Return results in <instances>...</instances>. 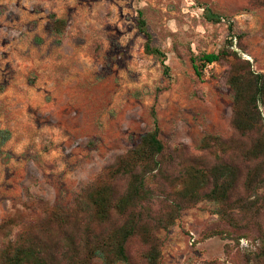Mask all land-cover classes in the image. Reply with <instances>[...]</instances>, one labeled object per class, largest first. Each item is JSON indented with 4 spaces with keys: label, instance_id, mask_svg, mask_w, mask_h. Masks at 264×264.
I'll list each match as a JSON object with an SVG mask.
<instances>
[{
    "label": "rangeland",
    "instance_id": "1",
    "mask_svg": "<svg viewBox=\"0 0 264 264\" xmlns=\"http://www.w3.org/2000/svg\"><path fill=\"white\" fill-rule=\"evenodd\" d=\"M205 6L225 18L208 21ZM139 10L169 74L145 52ZM228 19L242 35L233 48L264 72V0H0V248L48 209L74 208L155 120L170 147L198 157L206 134H233L229 65L199 77L191 61L225 44ZM217 207L200 201L159 232L161 264H264L263 240L209 236Z\"/></svg>",
    "mask_w": 264,
    "mask_h": 264
},
{
    "label": "trees",
    "instance_id": "2",
    "mask_svg": "<svg viewBox=\"0 0 264 264\" xmlns=\"http://www.w3.org/2000/svg\"><path fill=\"white\" fill-rule=\"evenodd\" d=\"M204 16L213 23L225 18L209 6ZM52 18V31L62 35L65 21L54 14ZM228 22L225 44L217 51L193 54L191 61L199 77L208 64L229 65L233 134H206L200 147L207 156L198 157L184 147H170L155 120L153 129L84 188L74 208L48 209L4 244L0 264H93L97 258L106 264H161L159 232L203 200L218 206L219 219L209 236L264 241V72L233 48L234 38L243 48L242 35L234 21ZM138 29L145 52L159 58L169 74L167 54L154 44L143 10L138 11ZM71 221L75 228L69 226Z\"/></svg>",
    "mask_w": 264,
    "mask_h": 264
}]
</instances>
